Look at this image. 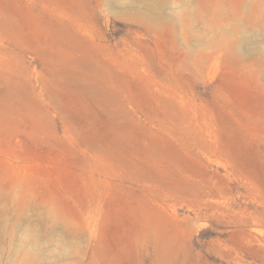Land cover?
I'll return each instance as SVG.
<instances>
[{"label": "rangeland", "instance_id": "1", "mask_svg": "<svg viewBox=\"0 0 264 264\" xmlns=\"http://www.w3.org/2000/svg\"><path fill=\"white\" fill-rule=\"evenodd\" d=\"M0 264H264V0H0Z\"/></svg>", "mask_w": 264, "mask_h": 264}]
</instances>
